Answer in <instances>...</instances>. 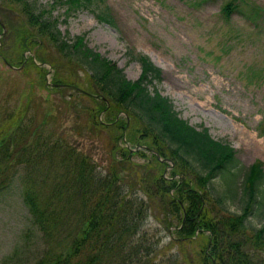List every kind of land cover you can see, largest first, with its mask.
<instances>
[{
  "label": "rangeland",
  "instance_id": "rangeland-1",
  "mask_svg": "<svg viewBox=\"0 0 264 264\" xmlns=\"http://www.w3.org/2000/svg\"><path fill=\"white\" fill-rule=\"evenodd\" d=\"M37 1L58 19L63 36H84L90 48L115 62L128 79L140 78V57H149L161 69L160 79L151 80L148 74L145 83L151 91L156 89L170 98L190 125L199 130L208 128L215 140L230 143L245 170L256 161L264 167V135L260 134L264 130V0H236L242 8L230 17L221 11L230 0H105L115 26L99 21L89 9L68 15V6L58 0ZM0 21L7 29L5 42L0 36V142L6 140L10 148L4 164L16 161L18 156L27 160L39 153L42 143L32 138L39 124L42 126L38 132L54 131V137L61 136L89 154L103 172L110 168L114 142L121 147L151 144L150 140L140 139L132 120L125 135L123 129L112 127L113 110L97 112L101 99L52 88L57 80L88 88L90 77L75 64L62 65L67 59L45 37L37 38L34 47L31 43L33 50H20L25 18L17 5L0 0ZM21 54L27 60L33 57L35 65L44 71L27 60L24 66L19 65ZM92 87L95 88L93 84ZM126 116L121 112L118 118L123 122ZM15 118L20 122L13 127ZM99 122L109 127L101 128ZM150 157V152L134 155L137 175L158 171L155 159ZM146 159L153 163L148 166ZM169 163L166 176L174 167L173 162ZM27 165L25 160L19 164L17 178L0 193V264H33L49 250L61 251L64 238L74 237L75 222L64 214L59 216L64 224L54 238L45 237L33 224L21 179L34 169ZM41 167L47 173L52 166L44 161ZM52 178L51 173L48 185ZM195 186L200 187L196 182ZM214 186L221 189L219 182ZM240 187L242 191V183ZM134 189L149 202L137 186ZM262 193L264 196V189ZM240 197L242 192L228 205L232 212H243ZM156 203L151 202L144 215L138 239L127 243L126 251L132 253L133 263L155 258L156 264H200L209 234H198L185 244L179 243L174 232L179 222L176 220L169 228L171 213L166 221V211ZM253 213L247 221L254 230L264 225V209L255 207Z\"/></svg>",
  "mask_w": 264,
  "mask_h": 264
},
{
  "label": "trees",
  "instance_id": "trees-1",
  "mask_svg": "<svg viewBox=\"0 0 264 264\" xmlns=\"http://www.w3.org/2000/svg\"><path fill=\"white\" fill-rule=\"evenodd\" d=\"M1 1L17 5L24 15L20 50H33L37 38L45 37L67 59L62 65L72 64L73 67L75 64L85 69L90 77L88 88H82L76 82L57 80L52 87L55 91L74 90L96 101L101 99L97 112L113 110L112 127L123 129L125 135L132 120V128H137L135 131L140 134V139L151 141V144L134 147L116 146L114 142L110 168L104 172L98 170L89 154L61 136L54 137V131L38 132L40 124L32 138L42 144L39 153L30 159L18 156L16 161L7 160L4 164V156L9 155L10 148L6 140L0 142V193L17 178V168L25 160L27 168H34L21 177L24 201L33 224L45 237L54 238L64 224L59 220L60 215H67L75 222H71L75 227L74 237L63 239L69 241L63 244V249L49 250L33 264H113L115 261L134 264L132 253L126 251L127 243L132 244L135 238L138 239L142 219L148 214L151 202L157 201L158 207L166 211V221L169 212L172 215L169 228L176 220L179 222L174 230L179 243L185 244L198 234H209L200 264H264V225L253 230L247 221L256 212L253 213L255 207L264 209L262 162L256 161L245 170L230 143L215 140L208 128L199 130L190 125L175 110L170 98L156 89L151 91L145 83L148 74L151 80L160 79L161 69L149 57H140L142 74L133 81L115 62L90 48L84 36H63L58 19L37 0ZM58 3L68 6V15L89 9L99 21L116 25L105 0H58ZM241 8L236 0H230L221 11L230 17ZM6 31L0 21L3 42ZM19 59L21 66L27 61L35 65L33 57L27 60L21 54ZM121 112L127 115L123 122L118 118ZM18 122L17 118L13 119V127ZM92 125L96 128V124ZM99 126L109 127L104 122H99ZM260 134L264 135V130ZM19 144L16 143V147ZM145 152L151 153L150 159H155L158 171L147 170L145 176H139L134 171L137 162L133 158L139 154L144 156ZM44 161L52 166L47 173L41 167ZM169 162H173L174 167L166 176L165 167L170 165ZM152 163L148 160L147 165ZM14 166L15 169L10 171L9 168ZM51 173L53 178L48 185ZM195 182L200 187H196ZM216 182L220 183L221 189L214 186ZM240 182L242 191L239 190ZM136 186L149 197V202L135 191ZM240 191L243 212H232L228 205L233 198H238ZM142 264H156V259L150 258Z\"/></svg>",
  "mask_w": 264,
  "mask_h": 264
},
{
  "label": "water",
  "instance_id": "water-1",
  "mask_svg": "<svg viewBox=\"0 0 264 264\" xmlns=\"http://www.w3.org/2000/svg\"><path fill=\"white\" fill-rule=\"evenodd\" d=\"M5 31V30H4Z\"/></svg>",
  "mask_w": 264,
  "mask_h": 264
}]
</instances>
